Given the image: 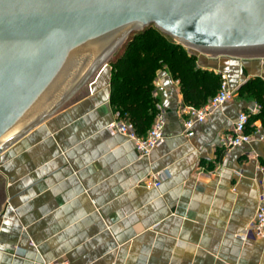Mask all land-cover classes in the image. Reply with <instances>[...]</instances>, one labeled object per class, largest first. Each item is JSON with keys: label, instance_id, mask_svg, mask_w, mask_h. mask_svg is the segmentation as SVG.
Wrapping results in <instances>:
<instances>
[{"label": "crops", "instance_id": "1", "mask_svg": "<svg viewBox=\"0 0 264 264\" xmlns=\"http://www.w3.org/2000/svg\"><path fill=\"white\" fill-rule=\"evenodd\" d=\"M196 56V55H195ZM224 76L233 98L186 136L179 82L154 79L162 144L139 157L110 101L109 64L81 95L0 154V264H264V234L245 239L264 168L263 103L239 93L264 82V56H196ZM251 117L252 140L220 145L237 114ZM160 177L157 187L145 182Z\"/></svg>", "mask_w": 264, "mask_h": 264}, {"label": "water", "instance_id": "2", "mask_svg": "<svg viewBox=\"0 0 264 264\" xmlns=\"http://www.w3.org/2000/svg\"><path fill=\"white\" fill-rule=\"evenodd\" d=\"M148 27L212 58L264 56V0H0V154Z\"/></svg>", "mask_w": 264, "mask_h": 264}, {"label": "trees", "instance_id": "3", "mask_svg": "<svg viewBox=\"0 0 264 264\" xmlns=\"http://www.w3.org/2000/svg\"><path fill=\"white\" fill-rule=\"evenodd\" d=\"M109 65L110 101L118 118L141 135L150 128L158 112L154 79L159 69H166L178 80L182 100L187 105H204L220 85L219 74L198 67L195 54L154 27L132 34ZM239 93L263 103L264 82L249 79Z\"/></svg>", "mask_w": 264, "mask_h": 264}, {"label": "built area", "instance_id": "4", "mask_svg": "<svg viewBox=\"0 0 264 264\" xmlns=\"http://www.w3.org/2000/svg\"><path fill=\"white\" fill-rule=\"evenodd\" d=\"M234 92L230 90L224 76H220V85L216 94L204 105L195 107L191 105L180 108V117L186 136L193 135V128L198 123H203L210 114L224 103L233 98ZM250 115L245 111L237 114L231 130L220 139V145L225 150H230L252 140V133L248 131L250 126ZM165 118L161 112H157L150 128L144 134H138L125 120L118 119L107 125V130L111 133L124 135L130 140L139 157L147 156L154 148L163 143ZM261 190L258 194L257 207L252 224L245 230V239H256L264 234V168H260ZM160 177L145 182L148 187H157L160 184ZM57 264H69L67 261H60Z\"/></svg>", "mask_w": 264, "mask_h": 264}, {"label": "rangeland", "instance_id": "5", "mask_svg": "<svg viewBox=\"0 0 264 264\" xmlns=\"http://www.w3.org/2000/svg\"><path fill=\"white\" fill-rule=\"evenodd\" d=\"M121 48H122V47H121ZM121 48H120V49H121ZM187 50H188L190 53L195 54L196 56L202 54V53H199V52L194 51V50H193V51H191V50H189V49H187ZM118 51H119V50H118ZM118 51H117V52H118ZM114 56H115V55H114ZM114 56H113V57H114ZM113 57H112V58H113ZM196 64H197V63H196ZM83 90H84V89H80V90L76 93V95L74 96V99L77 98V97H79V96L81 95V93H82Z\"/></svg>", "mask_w": 264, "mask_h": 264}]
</instances>
